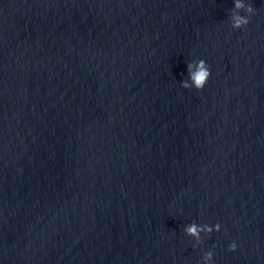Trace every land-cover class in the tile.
<instances>
[{
  "label": "water",
  "instance_id": "95a60500",
  "mask_svg": "<svg viewBox=\"0 0 264 264\" xmlns=\"http://www.w3.org/2000/svg\"><path fill=\"white\" fill-rule=\"evenodd\" d=\"M249 2L233 29L232 0H0V264H264ZM194 57L201 90L180 85ZM191 220L221 229L194 248Z\"/></svg>",
  "mask_w": 264,
  "mask_h": 264
},
{
  "label": "clouds",
  "instance_id": "9594fccd",
  "mask_svg": "<svg viewBox=\"0 0 264 264\" xmlns=\"http://www.w3.org/2000/svg\"><path fill=\"white\" fill-rule=\"evenodd\" d=\"M255 9L249 0H232V7L229 10L228 22L231 28H240L249 23V19ZM211 69L209 64L204 58L194 57L186 62V75L181 73L183 77L180 80V85L183 88L201 90L208 82ZM221 229L220 222L209 224L207 222H197L191 220L186 222L182 226L183 232L192 238L194 243L192 247H197L203 243L202 233L211 234L212 232H219ZM227 248L229 250H235L237 248V242L234 239H230ZM200 264H214V250L213 248H207L203 250L200 256Z\"/></svg>",
  "mask_w": 264,
  "mask_h": 264
}]
</instances>
